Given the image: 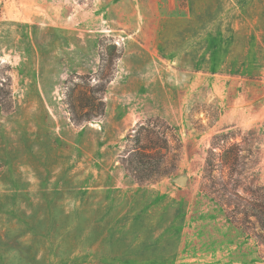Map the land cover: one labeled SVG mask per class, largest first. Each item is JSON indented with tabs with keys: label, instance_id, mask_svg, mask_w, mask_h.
Instances as JSON below:
<instances>
[{
	"label": "rangeland",
	"instance_id": "374dc122",
	"mask_svg": "<svg viewBox=\"0 0 264 264\" xmlns=\"http://www.w3.org/2000/svg\"><path fill=\"white\" fill-rule=\"evenodd\" d=\"M136 246L264 264V0H0V264H132Z\"/></svg>",
	"mask_w": 264,
	"mask_h": 264
},
{
	"label": "trees",
	"instance_id": "16d2710c",
	"mask_svg": "<svg viewBox=\"0 0 264 264\" xmlns=\"http://www.w3.org/2000/svg\"><path fill=\"white\" fill-rule=\"evenodd\" d=\"M102 86V83H101ZM103 101H100V103L98 104L99 106H96L94 104H90L88 105V109H90V111H92V113H88L89 115H87L89 118L85 119V121L90 120L92 117L97 116H102L104 114V108L102 107ZM150 161H152V157L150 155H148L147 153L139 152L136 151L134 153L131 154L130 159H128L125 162V168L126 170L129 172L130 175H132V177L134 178V180H136L137 182H147L150 181V175L148 172V170L151 169L152 165L150 163Z\"/></svg>",
	"mask_w": 264,
	"mask_h": 264
},
{
	"label": "crops",
	"instance_id": "0c3cea01",
	"mask_svg": "<svg viewBox=\"0 0 264 264\" xmlns=\"http://www.w3.org/2000/svg\"><path fill=\"white\" fill-rule=\"evenodd\" d=\"M90 226L95 225L92 221V219L90 220ZM128 227V222L127 225L126 223H124V225H121V229H123L124 231H126V228ZM126 233V232H125ZM121 240L123 239L124 243L127 244H132V245H141V244H146V247H144V250H148L150 251V245L155 244V237L154 235L151 236V234L149 232H143L139 234V237H137L136 235H132L130 233H126L123 234L119 237ZM104 241V239H102V242ZM77 242H81L80 240H78ZM136 249H133V252H136V254H138L137 256H133L132 257V264H141V257L140 254L142 252V247L141 246H136ZM147 260V259H144ZM150 260V259H149Z\"/></svg>",
	"mask_w": 264,
	"mask_h": 264
},
{
	"label": "water",
	"instance_id": "95a60500",
	"mask_svg": "<svg viewBox=\"0 0 264 264\" xmlns=\"http://www.w3.org/2000/svg\"><path fill=\"white\" fill-rule=\"evenodd\" d=\"M176 182H177L178 184H182V183H183V180H182V179H178Z\"/></svg>",
	"mask_w": 264,
	"mask_h": 264
}]
</instances>
